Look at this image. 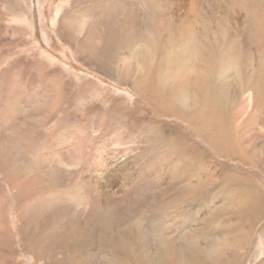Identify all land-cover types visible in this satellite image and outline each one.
<instances>
[{"label":"rangeland","instance_id":"1","mask_svg":"<svg viewBox=\"0 0 264 264\" xmlns=\"http://www.w3.org/2000/svg\"><path fill=\"white\" fill-rule=\"evenodd\" d=\"M263 72L264 0H0V264H264Z\"/></svg>","mask_w":264,"mask_h":264},{"label":"bare ground","instance_id":"2","mask_svg":"<svg viewBox=\"0 0 264 264\" xmlns=\"http://www.w3.org/2000/svg\"><path fill=\"white\" fill-rule=\"evenodd\" d=\"M205 74H207V73H205ZM263 76H264V72H263ZM205 77V76H204ZM230 77V76H229ZM244 77V76H243ZM232 82V81H231ZM239 82V81H238ZM235 83V82H234ZM228 84H229V82H228ZM209 91V90H208ZM210 93V92H209ZM213 98V97H212ZM216 102V101H215ZM219 105H221L220 103H219ZM221 111V110H220ZM205 115V114H204ZM220 135L221 136H224V137H226L227 139H230V137H228V135L225 133V132H220ZM218 143H222L221 141H218ZM254 199H255V197H254ZM121 223V222H120ZM2 226V225H1ZM124 233V232H123ZM132 235V234H131ZM123 237H124V235H123Z\"/></svg>","mask_w":264,"mask_h":264}]
</instances>
